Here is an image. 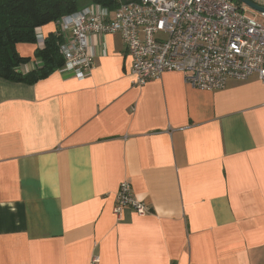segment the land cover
I'll list each match as a JSON object with an SVG mask.
<instances>
[{"label": "crops", "instance_id": "obj_1", "mask_svg": "<svg viewBox=\"0 0 264 264\" xmlns=\"http://www.w3.org/2000/svg\"><path fill=\"white\" fill-rule=\"evenodd\" d=\"M88 42L84 79L0 77V264H264V83L205 90L166 71L137 85L120 35ZM125 180L148 214L114 212Z\"/></svg>", "mask_w": 264, "mask_h": 264}, {"label": "built area", "instance_id": "obj_2", "mask_svg": "<svg viewBox=\"0 0 264 264\" xmlns=\"http://www.w3.org/2000/svg\"><path fill=\"white\" fill-rule=\"evenodd\" d=\"M246 13L234 0H130L113 11L78 10L59 20L64 36L63 68L84 79L95 67L91 34H118L131 58L133 83L143 85L166 71L184 74L205 90L224 88L229 80L257 77L264 83V12ZM151 209L128 180L120 184L114 212ZM96 259V258H95Z\"/></svg>", "mask_w": 264, "mask_h": 264}, {"label": "trees", "instance_id": "obj_3", "mask_svg": "<svg viewBox=\"0 0 264 264\" xmlns=\"http://www.w3.org/2000/svg\"><path fill=\"white\" fill-rule=\"evenodd\" d=\"M82 1L87 0H0V77L32 85L59 69L64 63V36L59 20L77 12ZM89 1L114 10L121 2L130 0ZM51 22L57 24V29L44 38L33 55L41 65L24 72L22 66L33 57L21 55L17 44L37 43V29Z\"/></svg>", "mask_w": 264, "mask_h": 264}, {"label": "water", "instance_id": "obj_4", "mask_svg": "<svg viewBox=\"0 0 264 264\" xmlns=\"http://www.w3.org/2000/svg\"><path fill=\"white\" fill-rule=\"evenodd\" d=\"M239 3L246 5L258 12H264V5L255 2L254 0H237Z\"/></svg>", "mask_w": 264, "mask_h": 264}, {"label": "rangeland", "instance_id": "obj_5", "mask_svg": "<svg viewBox=\"0 0 264 264\" xmlns=\"http://www.w3.org/2000/svg\"><path fill=\"white\" fill-rule=\"evenodd\" d=\"M235 2L239 3L237 0H235ZM84 3H85V1L80 2V6H83ZM239 4H241V3H239ZM246 13L250 16H256V17L260 18V16H259L260 13L258 11L253 10L252 8H250L248 6H246Z\"/></svg>", "mask_w": 264, "mask_h": 264}]
</instances>
